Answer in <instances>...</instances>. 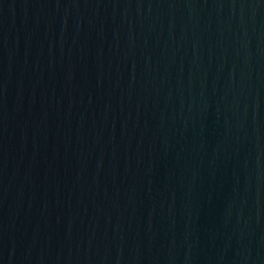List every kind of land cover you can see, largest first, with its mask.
<instances>
[{
	"label": "water",
	"instance_id": "water-1",
	"mask_svg": "<svg viewBox=\"0 0 264 264\" xmlns=\"http://www.w3.org/2000/svg\"><path fill=\"white\" fill-rule=\"evenodd\" d=\"M0 264H264V0H0Z\"/></svg>",
	"mask_w": 264,
	"mask_h": 264
}]
</instances>
